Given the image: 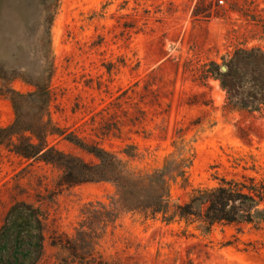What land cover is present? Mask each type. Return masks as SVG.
<instances>
[{"label": "rangeland", "instance_id": "1", "mask_svg": "<svg viewBox=\"0 0 264 264\" xmlns=\"http://www.w3.org/2000/svg\"><path fill=\"white\" fill-rule=\"evenodd\" d=\"M255 46L264 50V0H0L1 128L16 120L13 94L45 84L42 121L59 133L97 144L134 173L171 169L166 215L127 211L113 183L65 184L59 166L24 158L17 138L5 139L0 227L15 204L43 212L36 264H60L66 252L54 243L79 229L105 258L264 264V225L206 231L169 217L194 189L223 177L264 182V116L225 107L217 80L193 77L197 66ZM57 133L46 136L49 146L96 160Z\"/></svg>", "mask_w": 264, "mask_h": 264}, {"label": "trees", "instance_id": "2", "mask_svg": "<svg viewBox=\"0 0 264 264\" xmlns=\"http://www.w3.org/2000/svg\"><path fill=\"white\" fill-rule=\"evenodd\" d=\"M222 66H225L224 70ZM193 77L204 86L209 79L217 80L225 92V107L264 116L262 48H236L227 58H222V63L212 60L197 66ZM49 100L45 84H36L35 90L26 95L13 94L16 120L8 128L0 127V143L5 139L13 142L12 138L16 137L18 142L14 144V151L17 154L59 166L63 183L109 181L115 185L118 201L125 210L166 215L169 210V166L151 174L134 173L113 153L97 144H90L72 133H59L50 120L42 121ZM53 133L65 134L64 138L96 160L89 162L49 146L46 136ZM183 174L178 170L176 176ZM169 217H177L188 224L200 223L206 231L215 224L260 228L264 225V182L247 175L223 177L215 187L194 189L188 200L175 205ZM44 221L40 209L26 203L13 205L0 227V264H36L43 251ZM54 246L66 252L60 264H145L97 254L90 237L81 229L74 238L65 237Z\"/></svg>", "mask_w": 264, "mask_h": 264}, {"label": "water", "instance_id": "3", "mask_svg": "<svg viewBox=\"0 0 264 264\" xmlns=\"http://www.w3.org/2000/svg\"><path fill=\"white\" fill-rule=\"evenodd\" d=\"M222 69L224 70L225 69V66H222Z\"/></svg>", "mask_w": 264, "mask_h": 264}, {"label": "built area", "instance_id": "4", "mask_svg": "<svg viewBox=\"0 0 264 264\" xmlns=\"http://www.w3.org/2000/svg\"><path fill=\"white\" fill-rule=\"evenodd\" d=\"M220 2L222 3V2H223V0H220Z\"/></svg>", "mask_w": 264, "mask_h": 264}]
</instances>
